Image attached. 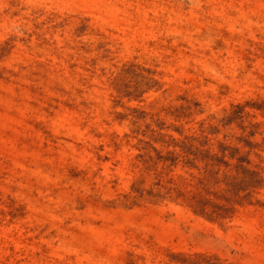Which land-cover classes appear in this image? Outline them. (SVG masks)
I'll list each match as a JSON object with an SVG mask.
<instances>
[{
    "label": "rangeland",
    "instance_id": "rangeland-1",
    "mask_svg": "<svg viewBox=\"0 0 264 264\" xmlns=\"http://www.w3.org/2000/svg\"><path fill=\"white\" fill-rule=\"evenodd\" d=\"M0 264H264V0H0Z\"/></svg>",
    "mask_w": 264,
    "mask_h": 264
}]
</instances>
